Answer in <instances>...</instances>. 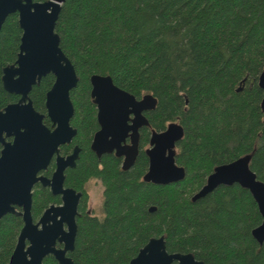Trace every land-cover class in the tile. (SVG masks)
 <instances>
[{
  "label": "trees",
  "instance_id": "trees-1",
  "mask_svg": "<svg viewBox=\"0 0 264 264\" xmlns=\"http://www.w3.org/2000/svg\"><path fill=\"white\" fill-rule=\"evenodd\" d=\"M55 31L78 77L70 91V124L77 128L74 140L81 152L67 181L76 187L94 177L103 186V216L78 220L69 253L73 264H128L159 236L169 253H192L205 264H264V243L251 234L262 217L249 190L220 185L192 200L217 165L246 154L264 182V93L258 85L264 70V0H64ZM21 35L17 14H10L0 30V110L17 98L3 89L1 71L15 61ZM93 74L109 75L137 99L156 98L127 170L114 154L98 160L90 150L98 129L90 96ZM53 82L47 74L30 91L37 111L45 112ZM44 122L49 125L48 118ZM171 122L184 130L175 162L185 177L166 185L145 182L150 134ZM48 200L47 193L39 194L33 218ZM22 225L11 213L0 219V264L8 263ZM43 262L58 264L51 255Z\"/></svg>",
  "mask_w": 264,
  "mask_h": 264
},
{
  "label": "water",
  "instance_id": "water-1",
  "mask_svg": "<svg viewBox=\"0 0 264 264\" xmlns=\"http://www.w3.org/2000/svg\"><path fill=\"white\" fill-rule=\"evenodd\" d=\"M63 1L0 0V30L7 16L14 12H18L22 30L17 59L14 64L3 68L1 77L4 90L20 96L17 102L8 104L0 112V141H3V132L14 136L13 143L4 142L0 156V219L7 213H13L23 220L7 264H44L43 260L48 255L53 256L58 264H73L67 252L73 250L75 243L78 195L70 196L72 190L60 189L64 194V205L48 207L34 222L30 193L36 180L54 187V182L36 176L38 171L48 166L54 154H57L54 177L59 178L61 185L63 170L74 166L79 151L75 147L67 157L58 155V147L69 143L77 133L70 125L74 113L70 91L77 85L78 77L72 62L60 48L59 35L55 31ZM47 74H53L55 78L45 96L46 116L52 129L43 123L45 114L35 110L29 98L33 86ZM89 82L99 124L90 148L97 157L105 153L123 156L122 169L127 170L138 154L139 128L149 124L142 113L155 108L156 98L145 94L137 99L116 86L109 75L93 74ZM258 85L264 93V70L258 77ZM261 107H264V95ZM183 134V127L176 122L169 123L162 131L151 132L149 146L145 149L148 168L143 181L166 185L184 179V168L175 162L176 145ZM127 137L129 144H125ZM249 163L250 155L246 154L217 165L207 176L205 184L193 194L192 200L204 197L220 185L239 184L249 190L262 217L251 234L261 245L264 243V182L257 178ZM15 205L22 207L21 211H17ZM154 209L151 207L149 210ZM63 223L67 224V230ZM57 243L62 247H57ZM128 264L204 262L196 260L191 253H169L164 237L159 236L150 238Z\"/></svg>",
  "mask_w": 264,
  "mask_h": 264
},
{
  "label": "flooded vegetation",
  "instance_id": "flooded-vegetation-1",
  "mask_svg": "<svg viewBox=\"0 0 264 264\" xmlns=\"http://www.w3.org/2000/svg\"><path fill=\"white\" fill-rule=\"evenodd\" d=\"M33 2H39V1H36V0H33ZM11 14H17V18H18V12H14V13H11ZM10 15V14H9ZM8 15V16H9ZM7 16V17H8ZM19 24V23H18ZM21 39V38H20ZM20 45V44H19ZM19 52V51H18ZM18 55V54H17ZM17 59V57H16ZM15 59V61H16ZM15 61L11 64H8L6 66H9V65H12L15 63ZM4 66V67H6ZM2 67V71H3V68ZM2 71H1V77H2ZM53 75V74H52ZM55 79V78H54ZM2 83V81H1ZM3 87V86H2ZM4 89V88H3ZM6 91V90H5ZM7 92V91H6ZM9 93V92H8ZM12 94V93H10ZM13 95H16V94H13ZM17 98L16 100L8 103V104H12V103H15L18 101L19 99V95H16ZM46 96V95H45ZM30 98V97H29ZM6 104L1 110L3 111L4 108L8 105ZM35 109V108H34ZM36 110V109H35ZM152 110H147V111H144L142 114L146 117V119L148 120L147 116H146V113L147 112H150ZM39 112V111H38ZM40 113H43L45 114L44 118H43V123L45 124L44 122V119L45 118H48L46 116V108H45V112H40ZM74 114V113H73ZM131 118H133V115L131 114L130 115ZM72 118V117H71ZM49 120V118H48ZM96 120H97V108H96ZM71 121V119H70ZM149 123V121H148ZM97 124H98V121H97ZM47 127H49L50 129H52L51 127V122L49 120V125L45 124ZM71 125V124H70ZM72 126V125H71ZM149 126V124L147 125ZM147 126H141L139 128V142H140V133H141V130L142 128L144 127H147ZM73 127V126H72ZM75 128V127H73ZM77 130V128H75ZM98 129H99V124H98ZM97 129V130H98ZM95 134V133H94ZM93 134V136H94ZM77 135V133H76ZM76 135L72 138V140L69 142V143H66V144H63V145H60L58 148H59V152H58V155L61 156V157H67L68 155L72 154L73 153V150L75 149V147H78L79 148V151H78V156L77 158L75 159V163H74V166H67L65 167V169L63 170L62 172V182H61V185L59 184V178L58 177H54V174L56 172V169H57V164H56V159H57V154H54L48 164V166L41 170V171H38L36 176L37 177H43L47 182L50 181L51 183L54 182V187L52 188L48 183L44 184L41 180H36L31 188H30V193H31V215H32V208H33V204L35 203L36 201V198L39 197V194H48L50 197H51V200H48L45 204L42 205L43 207V210L42 212L40 213V215L37 217V218H33V215H32V219L34 222H37L38 219L40 218V216L42 215V213L44 212L45 209H47L48 207L50 206H54V207H58V206H63L64 205V194L59 191L60 189L62 190H65V189H70L72 190L73 192L70 193V196H74V195H78V199H77V205H76V214H75V223H76V227L78 229V220L82 217H89V216H95V217H99L97 215L94 214L93 212V208H91L89 206V191H88V187H89V184L91 182H98L102 188V191H101V200H102V203H101V208H102V205H103V186L101 184V181L100 179H97V178H89L87 179L86 181H84L80 186H72L69 184V182L67 181V173L69 171V169H73L75 168V166L77 165V162L79 161V158H80V152H81V147L80 145L74 140ZM151 136V134H150ZM2 138H3V141H0V156H1V152L2 150L4 149V142L5 143H13V140H14V136L13 135H6V132H3L2 133ZM93 138V137H92ZM149 140H150V137H149ZM92 141V140H91ZM130 143V139L127 137L126 138V141H125V144H129ZM91 144V143H90ZM69 145L70 148L68 151H64V146H67ZM148 146H149V141H148ZM147 146V147H148ZM146 147V148H147ZM145 148V149H146ZM91 150V148H90ZM92 151V150H91ZM138 151H139V145H138ZM93 152V151H92ZM94 153V152H93ZM95 154V153H94ZM105 154H114V153H105ZM104 154H102L100 157H97V155L95 154V156L97 157L98 160L101 159V157L103 156ZM115 155V154H114ZM116 156V155H115ZM117 158L120 159V166L122 168V163H123V156H116ZM15 209L17 211H21L22 207L20 206H16L15 205ZM103 211V210H102ZM8 214V213H7ZM13 214V213H11ZM14 215H17V214H14ZM17 216H20V215H17ZM21 217V216H20ZM60 216H58L59 218ZM22 218V217H21ZM101 218V217H99ZM23 221V220H22ZM63 228L65 230H67V224L66 223H63ZM77 229H76V234H77ZM76 234H75V237H76ZM18 237V236H17ZM75 245V243H74ZM57 247H62V244H59L57 243L56 244ZM71 251H68L67 252V256H69V253ZM192 254V253H191ZM193 255V254H192ZM70 257V256H69ZM195 258V257H194ZM197 260V259H196ZM201 261V260H199ZM203 262V261H202ZM205 264V263H204Z\"/></svg>",
  "mask_w": 264,
  "mask_h": 264
},
{
  "label": "rangeland",
  "instance_id": "rangeland-1",
  "mask_svg": "<svg viewBox=\"0 0 264 264\" xmlns=\"http://www.w3.org/2000/svg\"><path fill=\"white\" fill-rule=\"evenodd\" d=\"M89 191V206L93 208L95 215L102 217L103 211L101 208V191L102 188L98 182H91L88 187Z\"/></svg>",
  "mask_w": 264,
  "mask_h": 264
}]
</instances>
